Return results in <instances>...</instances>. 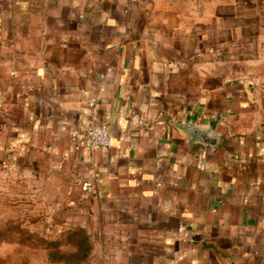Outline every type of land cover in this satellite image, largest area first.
I'll use <instances>...</instances> for the list:
<instances>
[{
	"label": "crops",
	"instance_id": "1",
	"mask_svg": "<svg viewBox=\"0 0 264 264\" xmlns=\"http://www.w3.org/2000/svg\"><path fill=\"white\" fill-rule=\"evenodd\" d=\"M3 178L67 209L90 264H264V0H0Z\"/></svg>",
	"mask_w": 264,
	"mask_h": 264
},
{
	"label": "rangeland",
	"instance_id": "2",
	"mask_svg": "<svg viewBox=\"0 0 264 264\" xmlns=\"http://www.w3.org/2000/svg\"><path fill=\"white\" fill-rule=\"evenodd\" d=\"M94 251L86 230L39 184L0 181V264H90Z\"/></svg>",
	"mask_w": 264,
	"mask_h": 264
},
{
	"label": "built area",
	"instance_id": "3",
	"mask_svg": "<svg viewBox=\"0 0 264 264\" xmlns=\"http://www.w3.org/2000/svg\"><path fill=\"white\" fill-rule=\"evenodd\" d=\"M91 106L94 108L95 104L91 103ZM86 136V146L89 151L108 150L112 146L109 131L95 122L89 124ZM91 189L92 184L90 182L82 183L83 192H88Z\"/></svg>",
	"mask_w": 264,
	"mask_h": 264
},
{
	"label": "water",
	"instance_id": "4",
	"mask_svg": "<svg viewBox=\"0 0 264 264\" xmlns=\"http://www.w3.org/2000/svg\"><path fill=\"white\" fill-rule=\"evenodd\" d=\"M183 130L189 134L192 143H200L206 146L218 147L221 137L214 132V127H198L192 123H184Z\"/></svg>",
	"mask_w": 264,
	"mask_h": 264
}]
</instances>
